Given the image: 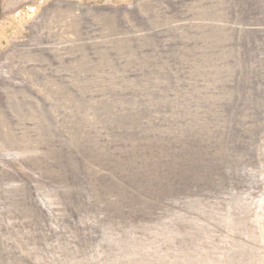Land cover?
I'll use <instances>...</instances> for the list:
<instances>
[{
    "label": "rangeland",
    "instance_id": "rangeland-1",
    "mask_svg": "<svg viewBox=\"0 0 264 264\" xmlns=\"http://www.w3.org/2000/svg\"><path fill=\"white\" fill-rule=\"evenodd\" d=\"M22 1L0 264H264V0Z\"/></svg>",
    "mask_w": 264,
    "mask_h": 264
},
{
    "label": "crops",
    "instance_id": "crops-1",
    "mask_svg": "<svg viewBox=\"0 0 264 264\" xmlns=\"http://www.w3.org/2000/svg\"><path fill=\"white\" fill-rule=\"evenodd\" d=\"M21 2H23L22 0H11V4H8L7 5V3H8V0H7V3H6V0H4V2H3V6H5V8L7 9V11L8 10H10L11 11V9H13L15 6H17V5H21ZM48 12H51V13H53V14H55V15H57V14H61V13H63V9L59 6V5H56V6H54V7H52L51 9H49V11Z\"/></svg>",
    "mask_w": 264,
    "mask_h": 264
},
{
    "label": "bare ground",
    "instance_id": "bare-ground-1",
    "mask_svg": "<svg viewBox=\"0 0 264 264\" xmlns=\"http://www.w3.org/2000/svg\"><path fill=\"white\" fill-rule=\"evenodd\" d=\"M8 4H11V0H8ZM120 95V94H119ZM121 96H122V94H121Z\"/></svg>",
    "mask_w": 264,
    "mask_h": 264
}]
</instances>
